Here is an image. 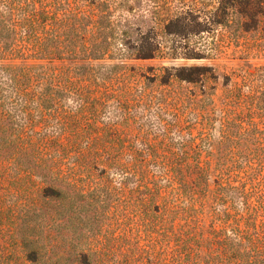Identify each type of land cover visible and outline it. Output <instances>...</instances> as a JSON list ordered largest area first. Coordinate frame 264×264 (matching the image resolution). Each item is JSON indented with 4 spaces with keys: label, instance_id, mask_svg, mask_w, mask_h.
Wrapping results in <instances>:
<instances>
[{
    "label": "trees",
    "instance_id": "obj_1",
    "mask_svg": "<svg viewBox=\"0 0 264 264\" xmlns=\"http://www.w3.org/2000/svg\"><path fill=\"white\" fill-rule=\"evenodd\" d=\"M218 1V9H236L246 22H264V0ZM107 5L108 0H0V240L15 241L9 250L1 247L0 264H139L136 252L126 258L127 250L118 248L39 244L32 224L26 221L30 230L21 229L24 220H16V203L3 190L5 182L16 183L17 192L27 194L19 205L32 203L31 193L63 202V227L70 233L65 238L71 240L79 237L77 183L96 172L104 182L96 196L100 205L118 192L113 182L136 185L143 213L160 230V264H264L263 171L157 162L186 159L157 154L144 163L149 155L91 149L86 128L107 115L162 110L177 124L193 123L202 131L216 113L207 108L208 97L197 98L207 95L202 87L197 94L182 86L202 81L207 74L200 66L165 68L150 80L154 85L142 82L144 74L127 61L157 58L156 41L140 40L127 54ZM257 98L250 106L260 112ZM244 115L239 111L227 120L240 135L249 131ZM186 143L196 148L205 139Z\"/></svg>",
    "mask_w": 264,
    "mask_h": 264
},
{
    "label": "rangeland",
    "instance_id": "obj_2",
    "mask_svg": "<svg viewBox=\"0 0 264 264\" xmlns=\"http://www.w3.org/2000/svg\"><path fill=\"white\" fill-rule=\"evenodd\" d=\"M101 1L96 0L97 3ZM218 7V0H108L105 11L113 16L115 30L126 42L127 54L134 52L133 47L140 40L156 41L157 58L127 61L138 73L144 74L141 81L150 84L149 87L153 84L150 80L163 74L165 68L172 71L200 66L207 74L202 81L182 86L197 94L202 87L207 95L197 98L208 97L207 108L211 114L215 110L216 113L215 120L202 131L193 123L177 124L171 114L162 110L131 116L107 115L96 123L91 122L95 126L86 128L90 132L91 149L101 148L111 155L120 151L133 156L149 155L144 163H152L151 156L157 154L186 157L157 162L223 165L236 170L252 168L264 172V22H246L236 9ZM189 53L200 58H186L185 54ZM233 87L236 89L232 90ZM231 90L234 91V105L236 101L241 102L244 109L230 106ZM256 96L261 101L260 112L250 106ZM239 111L245 113L249 129L242 135L238 128L233 132L227 125V120ZM256 128L262 133L256 134ZM201 136L205 143L200 147L186 143L191 138L199 143ZM195 155L199 158H194ZM99 180L96 172L93 179L77 183L79 194L75 203L79 228L76 235L79 237L71 240L65 238L70 233L63 227L66 216L63 202L43 200L31 193L33 202L19 205L27 194L18 193L16 183L5 182L3 190H10L9 196L16 203L11 211L17 215L16 220H24L20 223L21 229L30 230L24 224L26 221L32 224L31 232L37 235L39 244L57 249L69 242L118 248L124 253L127 250L126 258L136 252L139 264H160V230L155 220L143 213L139 193L133 192L136 185L113 182L118 185V192L108 194L100 205L96 196L104 182ZM4 237L0 240V249L9 250L15 241ZM10 260H16L15 256H10ZM19 260L21 257L16 261Z\"/></svg>",
    "mask_w": 264,
    "mask_h": 264
}]
</instances>
